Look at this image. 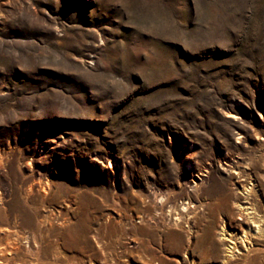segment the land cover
Listing matches in <instances>:
<instances>
[{"label": "rangeland", "instance_id": "obj_1", "mask_svg": "<svg viewBox=\"0 0 264 264\" xmlns=\"http://www.w3.org/2000/svg\"><path fill=\"white\" fill-rule=\"evenodd\" d=\"M245 197L264 214V0H0V225L36 236L0 264H264L225 249Z\"/></svg>", "mask_w": 264, "mask_h": 264}, {"label": "bare ground", "instance_id": "obj_2", "mask_svg": "<svg viewBox=\"0 0 264 264\" xmlns=\"http://www.w3.org/2000/svg\"><path fill=\"white\" fill-rule=\"evenodd\" d=\"M245 200L248 201L249 206H241L238 204L239 208L241 209V221L244 222L245 227L238 225L241 235L230 234V236L227 237L228 239H226L232 244H227L225 247L228 257L230 258L236 257L237 254L244 256L247 255L249 251L253 250L252 248L255 245L258 247H264V214H257L256 211L250 206L251 203L249 202L248 198L245 197ZM158 201L161 202V200ZM191 203L192 201H181V210L188 211L190 207L195 206V204ZM22 209L23 208L20 207L19 209H14L12 213H8V216L11 218L8 219L5 227L2 228L0 225V232L3 233L4 238L9 236H12V238H19L23 236V238H25V243L31 240L33 242L32 244H34L36 243V236L30 233L27 229H24L19 224V222H17V219L20 216V210ZM38 222L40 223L41 221L39 220ZM10 223L11 225H9ZM5 229H7V231ZM39 238L42 239L41 236ZM27 246H29V244ZM238 246L241 248V250H237ZM5 248L9 249L10 246L6 244ZM241 264H245V261L241 262Z\"/></svg>", "mask_w": 264, "mask_h": 264}]
</instances>
